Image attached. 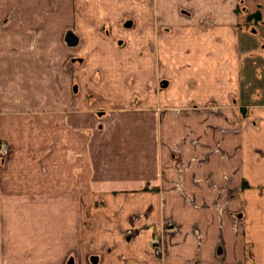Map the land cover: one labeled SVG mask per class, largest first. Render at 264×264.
Instances as JSON below:
<instances>
[{
	"label": "crops",
	"instance_id": "crops-1",
	"mask_svg": "<svg viewBox=\"0 0 264 264\" xmlns=\"http://www.w3.org/2000/svg\"><path fill=\"white\" fill-rule=\"evenodd\" d=\"M250 22L264 0H0V264H264Z\"/></svg>",
	"mask_w": 264,
	"mask_h": 264
},
{
	"label": "rangeland",
	"instance_id": "rangeland-1",
	"mask_svg": "<svg viewBox=\"0 0 264 264\" xmlns=\"http://www.w3.org/2000/svg\"><path fill=\"white\" fill-rule=\"evenodd\" d=\"M240 58L242 61V103H264V29L258 23L244 27L240 36ZM4 156H0L3 158ZM170 228H167L169 231ZM135 232V229H131ZM156 240H154V243Z\"/></svg>",
	"mask_w": 264,
	"mask_h": 264
},
{
	"label": "built area",
	"instance_id": "built-area-1",
	"mask_svg": "<svg viewBox=\"0 0 264 264\" xmlns=\"http://www.w3.org/2000/svg\"><path fill=\"white\" fill-rule=\"evenodd\" d=\"M8 145L5 142H0V156H4L7 152Z\"/></svg>",
	"mask_w": 264,
	"mask_h": 264
},
{
	"label": "water",
	"instance_id": "water-1",
	"mask_svg": "<svg viewBox=\"0 0 264 264\" xmlns=\"http://www.w3.org/2000/svg\"><path fill=\"white\" fill-rule=\"evenodd\" d=\"M69 41V40H68ZM91 260L94 262L96 260V257H92Z\"/></svg>",
	"mask_w": 264,
	"mask_h": 264
},
{
	"label": "flooded vegetation",
	"instance_id": "flooded-vegetation-1",
	"mask_svg": "<svg viewBox=\"0 0 264 264\" xmlns=\"http://www.w3.org/2000/svg\"><path fill=\"white\" fill-rule=\"evenodd\" d=\"M67 264H72V260H69V261L67 262Z\"/></svg>",
	"mask_w": 264,
	"mask_h": 264
}]
</instances>
